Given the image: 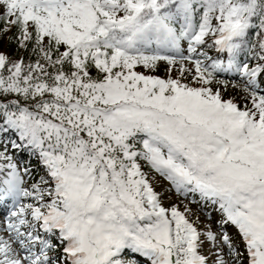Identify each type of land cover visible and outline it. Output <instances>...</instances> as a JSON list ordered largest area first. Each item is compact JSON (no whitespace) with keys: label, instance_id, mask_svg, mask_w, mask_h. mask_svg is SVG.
<instances>
[{"label":"snow or ice","instance_id":"snow-or-ice-1","mask_svg":"<svg viewBox=\"0 0 264 264\" xmlns=\"http://www.w3.org/2000/svg\"><path fill=\"white\" fill-rule=\"evenodd\" d=\"M5 35L0 264H264V0H0Z\"/></svg>","mask_w":264,"mask_h":264},{"label":"rangeland","instance_id":"rangeland-1","mask_svg":"<svg viewBox=\"0 0 264 264\" xmlns=\"http://www.w3.org/2000/svg\"><path fill=\"white\" fill-rule=\"evenodd\" d=\"M164 68H165V65H164L163 62H161L160 66L152 74H157V75L164 76V75H166V73L164 71ZM136 70H138V71H144V69H142L140 67H137ZM226 95H227V93H226ZM156 179L159 181V183L155 185L156 188H157V190H159L161 186L167 185V183H168L166 180H164L162 177H159L158 175H157ZM167 195L171 196V201L170 202L181 201L182 203H181L180 206L183 207L184 197L179 196L174 191L171 192V193H168ZM166 202H168V201H166ZM189 207H191L193 209V216L196 215L197 213H199V216H200V224L201 225H203V224H210L212 226L213 230H216V223H215V221L220 218V213L218 211H216L215 209H212L211 218H208L203 211H199V205L198 204L192 203V204L189 205ZM0 215H2V214L0 213ZM227 228H228V231L230 233H235L236 232L235 228L232 225H230V224L227 226ZM240 246L241 247L243 246L242 245V242H241ZM141 260H143V258H141ZM142 264H144V263H142Z\"/></svg>","mask_w":264,"mask_h":264},{"label":"trees","instance_id":"trees-1","mask_svg":"<svg viewBox=\"0 0 264 264\" xmlns=\"http://www.w3.org/2000/svg\"><path fill=\"white\" fill-rule=\"evenodd\" d=\"M2 39L4 40V43H0V50H4V51H6L7 53L11 54L12 51L14 50V48H15V45H14V44H9V43L6 42V35H5V37L2 38ZM20 158H21V159H25V158H27V153H26V152L21 153V154H20ZM33 163L35 164L36 161L33 160ZM142 166H143V164H142ZM146 170H147V169H146Z\"/></svg>","mask_w":264,"mask_h":264}]
</instances>
